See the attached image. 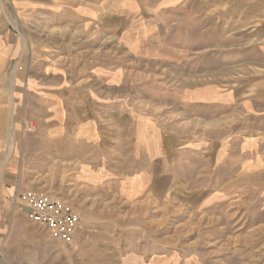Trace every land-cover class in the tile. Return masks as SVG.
Segmentation results:
<instances>
[{
	"label": "crops",
	"instance_id": "1",
	"mask_svg": "<svg viewBox=\"0 0 264 264\" xmlns=\"http://www.w3.org/2000/svg\"><path fill=\"white\" fill-rule=\"evenodd\" d=\"M48 1L61 25L78 24L87 36L115 29L118 36L146 39L171 33L196 15L211 17V28L219 29L220 14L242 13L243 26L260 24L254 35L262 61L247 64L243 78L228 85L200 75L199 82L185 86L178 105H168V117L158 105L138 111L94 108L99 96L104 102L111 96L85 89L93 82L84 80L76 82L74 100L59 91L43 97L44 112L29 116L36 130L25 143L30 177L24 180L20 168L7 174L6 193L14 194L18 181V190L59 194L78 214L100 208L101 199L111 200L113 212L122 213L116 209L128 204L116 221L125 223L129 216L134 230L135 216L154 213L152 223L166 225L172 209L180 218L177 225L191 221L194 229L184 235L180 264H264V0H242L241 6L236 0ZM122 13L153 20L134 29L130 19L131 29L125 30ZM39 90L46 95L45 87ZM66 103H74L72 109H64ZM144 239L133 236L132 244ZM154 243L153 249L131 245L125 252L136 261L170 264L169 235Z\"/></svg>",
	"mask_w": 264,
	"mask_h": 264
},
{
	"label": "rangeland",
	"instance_id": "2",
	"mask_svg": "<svg viewBox=\"0 0 264 264\" xmlns=\"http://www.w3.org/2000/svg\"><path fill=\"white\" fill-rule=\"evenodd\" d=\"M48 2L0 1V264H149L146 257L132 259L126 249L145 244L153 249L154 241L165 234L171 242L170 264H180L184 235L194 229H190L191 221L186 227L177 225L180 218L172 209L166 225L152 223L154 213L135 216L136 231L128 224L129 216H125V223L116 221L120 214L127 213L128 204L116 209L122 213L113 212L111 200L101 199L100 208L95 205L93 212L84 209L79 213L82 218L76 236L71 244H63L16 207L14 194L5 190L6 175L17 173L20 168L23 179H29L25 143L29 135L36 133L29 116L44 112L46 107L39 104L51 93L59 91L74 100L71 93L77 89L76 82L84 80L93 82L85 89L96 88L111 96L105 102L99 96L93 102L94 108L129 107L138 111L158 105L165 107L162 113L168 117V105H178L185 86L199 82L200 75L205 76L204 81L218 78L228 85L243 78L242 68L247 64L262 61L254 35L260 24L243 26L242 13H226L220 14V28L212 29L211 17L196 15L188 17L183 27L177 23L171 33H151L146 39L144 35L118 36L115 29H109L105 36L100 35L104 32L98 35L95 31L87 36L81 26L77 28L78 24L61 25L46 7ZM241 2L236 0V5L241 6ZM121 16L125 30L131 29V22L135 29L138 23L153 20L145 14ZM40 87H45L46 95L40 93ZM73 104L66 103L64 109H72ZM17 182L13 184L19 192ZM119 203L115 200L113 204ZM141 235L148 241L132 244V237Z\"/></svg>",
	"mask_w": 264,
	"mask_h": 264
},
{
	"label": "built area",
	"instance_id": "3",
	"mask_svg": "<svg viewBox=\"0 0 264 264\" xmlns=\"http://www.w3.org/2000/svg\"><path fill=\"white\" fill-rule=\"evenodd\" d=\"M12 198L29 221L43 227L53 239L63 244L72 243L81 215L69 200L35 188L19 190Z\"/></svg>",
	"mask_w": 264,
	"mask_h": 264
}]
</instances>
